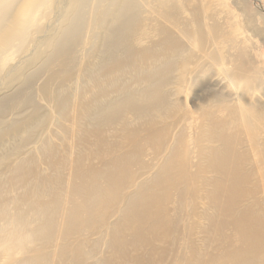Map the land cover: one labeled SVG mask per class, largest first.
I'll list each match as a JSON object with an SVG mask.
<instances>
[{
  "label": "bare ground",
  "instance_id": "obj_1",
  "mask_svg": "<svg viewBox=\"0 0 264 264\" xmlns=\"http://www.w3.org/2000/svg\"><path fill=\"white\" fill-rule=\"evenodd\" d=\"M53 2L0 0V71L35 31L45 37L40 67L60 60L63 69L83 41L97 46L94 41L103 39L117 61L118 49L131 51L148 34L140 21L142 0H67L59 27L47 30L42 19ZM153 2L162 19L181 22L184 3ZM254 14L260 25L232 17L222 22L195 7L184 20L185 39L156 29L163 65H153V47L118 61L134 68L137 82L156 72L181 88L202 56L205 65L229 63L228 98L198 101L194 111H182L158 87L103 101V84L93 79L98 91L75 115L66 98L55 99L62 124L70 123L59 139L66 151L45 139L41 152L51 173L39 170L33 154L0 182V264H91L102 247L107 254L100 264H264V65L252 59L250 42V36L264 41V14ZM21 76L31 80L26 72ZM33 121L25 125L31 128ZM18 183L22 190L12 195Z\"/></svg>",
  "mask_w": 264,
  "mask_h": 264
},
{
  "label": "rangeland",
  "instance_id": "obj_2",
  "mask_svg": "<svg viewBox=\"0 0 264 264\" xmlns=\"http://www.w3.org/2000/svg\"><path fill=\"white\" fill-rule=\"evenodd\" d=\"M178 1L180 4L184 3L185 13L182 14L180 23L173 24L159 16L153 0H142L140 21L142 27L147 29L148 34L136 40L132 50L140 47H153L155 49L153 59L158 60V62L154 61L153 64L152 60L150 65L151 63L163 65L166 59L159 46L161 36L156 29L158 27L172 29L179 39H185L184 20L191 16L195 7L201 8L204 16L209 18V16L215 15L222 22L227 17H232L234 20L242 21V23L247 19L258 23L252 15H255V11L264 14V0ZM66 7L67 0H54L51 12L42 19V24L47 30L59 27L58 17ZM225 25L228 28V24L225 23ZM250 37V42L254 46L253 53H251L253 54L252 59L256 57V61L260 65H264V41L253 36ZM44 39L43 32H33L23 49L14 51L0 71V182L11 177L12 165L31 157L33 154L38 158L39 170L44 173L52 172L49 167V159L43 156L40 144L45 139H49L51 143L59 145L60 150L57 148L59 153H65L66 148L60 144L62 140L59 139L64 134V132L62 133V126L65 127L70 124L68 121L62 124L56 100L60 97L66 98L69 112L75 115L78 109L89 103L97 93L98 87L93 89L92 86L93 79L103 84V91H106L103 101H121L126 97L127 92H139L146 88L154 92L158 87H162V93L166 99L179 101L182 111L187 109L194 111L198 101H212L217 97L228 98L230 95L229 73L232 66L229 63L221 68L209 63L205 65V57L202 56L199 59L202 61L201 67L192 70L189 75L190 83L181 88L177 82L164 81V78L156 72H153L149 81L137 82L132 66L125 67L118 64V61H125L132 50L129 51L125 47L118 49L116 51L117 61H114L112 54H109L108 45L101 38L94 41L98 43L97 46L93 44V40L83 41L80 45L82 51H79L77 58L66 65L64 69L60 60L49 68H41V57L46 53ZM211 50L212 47L210 46L207 52ZM197 52L198 49H194L191 53ZM22 72L29 74L31 77L29 82L25 83L26 79L21 76ZM65 74L70 75V77L63 81ZM2 91L7 93L1 94ZM256 94L255 100L259 101L260 94ZM261 101H264V97ZM32 119L36 120V124H31L30 128L25 124ZM83 119H88V116L84 115ZM181 127L180 124L173 133ZM12 128L19 130V132L16 135L9 134V130ZM30 132L33 134L30 135ZM73 140L75 141V137ZM22 144L24 145L22 149L20 147L19 150H15V146ZM3 156H8L9 161H7L8 158L3 161ZM94 162H98V160L95 158L87 159V163ZM63 171L64 175L68 177L71 169L66 167ZM21 190L20 183L16 184L12 195L18 194ZM5 200V205L11 208L12 204L8 201L9 199ZM0 222L4 223L3 220ZM104 254L107 253L105 247H102L101 251L90 259V263L100 264ZM16 256L19 257V255Z\"/></svg>",
  "mask_w": 264,
  "mask_h": 264
}]
</instances>
